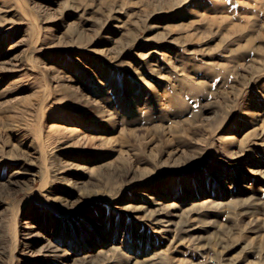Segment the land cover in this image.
Listing matches in <instances>:
<instances>
[{
    "label": "rangeland",
    "instance_id": "1",
    "mask_svg": "<svg viewBox=\"0 0 264 264\" xmlns=\"http://www.w3.org/2000/svg\"><path fill=\"white\" fill-rule=\"evenodd\" d=\"M0 264H264V0H0Z\"/></svg>",
    "mask_w": 264,
    "mask_h": 264
},
{
    "label": "bare ground",
    "instance_id": "2",
    "mask_svg": "<svg viewBox=\"0 0 264 264\" xmlns=\"http://www.w3.org/2000/svg\"><path fill=\"white\" fill-rule=\"evenodd\" d=\"M148 199L153 201L154 203L157 202L155 201L154 198H148ZM150 216L154 219L155 223H157L160 227L166 230L170 227L171 228L174 227L177 229V224L172 221L178 219L181 215L175 206L170 205L169 208L167 207L165 209H158L154 212H151Z\"/></svg>",
    "mask_w": 264,
    "mask_h": 264
}]
</instances>
